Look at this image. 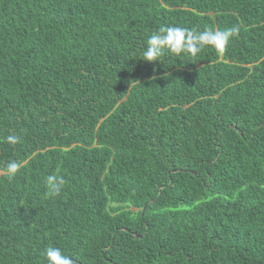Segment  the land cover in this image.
<instances>
[{
    "label": "trees",
    "instance_id": "trees-1",
    "mask_svg": "<svg viewBox=\"0 0 264 264\" xmlns=\"http://www.w3.org/2000/svg\"><path fill=\"white\" fill-rule=\"evenodd\" d=\"M168 26L239 34L142 61ZM10 161L0 264H264V0H0Z\"/></svg>",
    "mask_w": 264,
    "mask_h": 264
},
{
    "label": "clouds",
    "instance_id": "clouds-1",
    "mask_svg": "<svg viewBox=\"0 0 264 264\" xmlns=\"http://www.w3.org/2000/svg\"><path fill=\"white\" fill-rule=\"evenodd\" d=\"M238 34V27H231L223 31L210 29L199 31L178 26L160 27L146 40L142 61L157 62L165 52L176 55L185 53L196 57L205 48H211L222 54L227 49L230 40ZM6 140L9 145L20 143V138L14 134L9 135ZM22 166L23 162L21 161H10L0 171H3L6 177L11 180ZM46 184L49 195L57 197L61 194L65 181L62 176L49 175ZM43 255L47 264H75L72 257L65 255L60 248L55 246L48 247Z\"/></svg>",
    "mask_w": 264,
    "mask_h": 264
}]
</instances>
